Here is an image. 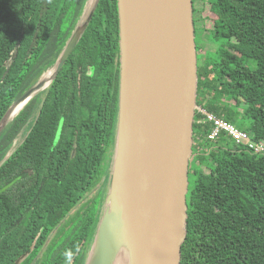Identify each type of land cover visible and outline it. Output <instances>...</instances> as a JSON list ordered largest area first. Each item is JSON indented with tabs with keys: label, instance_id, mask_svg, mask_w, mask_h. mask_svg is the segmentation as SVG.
<instances>
[{
	"label": "trees",
	"instance_id": "trees-1",
	"mask_svg": "<svg viewBox=\"0 0 264 264\" xmlns=\"http://www.w3.org/2000/svg\"><path fill=\"white\" fill-rule=\"evenodd\" d=\"M192 1L196 104L264 144V0ZM85 3L0 0V118L52 65ZM99 12L114 13L107 17L117 44V0H99L87 35ZM76 76L71 65L61 70L0 133V161L19 133L23 139L0 165V264H30L71 210L69 230L35 264L84 263L97 204L82 199L112 145L118 68L115 85L106 74L89 82ZM201 116L195 110L180 264H264V152L224 130L208 138L213 122Z\"/></svg>",
	"mask_w": 264,
	"mask_h": 264
},
{
	"label": "water",
	"instance_id": "water-1",
	"mask_svg": "<svg viewBox=\"0 0 264 264\" xmlns=\"http://www.w3.org/2000/svg\"><path fill=\"white\" fill-rule=\"evenodd\" d=\"M98 3L86 0L58 60L8 106L0 133L35 95L46 92ZM117 12L115 139L102 208L83 264H180L197 106L193 1L117 0ZM44 99L45 94L33 122ZM22 140L19 133L0 165Z\"/></svg>",
	"mask_w": 264,
	"mask_h": 264
},
{
	"label": "flooded vegetation",
	"instance_id": "flooded-vegetation-1",
	"mask_svg": "<svg viewBox=\"0 0 264 264\" xmlns=\"http://www.w3.org/2000/svg\"><path fill=\"white\" fill-rule=\"evenodd\" d=\"M113 14H114L113 12L111 14L107 13V12H99L98 15L101 16L100 20L95 21V24L91 26V28H92L91 33H89L90 35L93 34V38L88 36L89 34L87 35L89 25H90V23L93 22V20H92V22L90 20V22H89L88 26L86 27L84 33L78 39V41L75 43L74 47L71 49L70 53L68 54V56L64 60L63 64L61 65V67L57 73V75L59 74V72L61 70L65 69L68 65H71L72 68H75V72L77 73V76H76L77 79L83 78L87 82H89V80H93L94 78L102 80V78L106 77L105 76V74H106L110 78L109 81L113 85H115V74H116V69L118 68V80H117V82H118V87H119V21H118V40H117V44H116L115 36L110 34L113 32L114 24H113L112 19L107 17L110 15L113 16ZM117 16H118V12H117ZM78 22H79V17L74 21L72 29L67 34V36L62 41V43L59 45V50L57 51V55H56L52 65L58 60V58L61 55L62 51L64 50L65 46L68 44V41L70 40L71 36L73 35ZM86 36L89 38V40L86 39ZM113 50L115 51V53L112 55ZM71 59H75V62H76L75 65H73V62L71 61ZM82 69H83V72H82ZM70 73H71V71H70ZM57 75H56V78H57ZM112 90H113V88L111 89V91ZM117 110H118V92H117ZM115 130H116V127H115ZM113 136H114L113 141L111 143L112 145L109 148V151L107 152V149H108L107 148L106 152H105V155L106 154H107V156L109 155V158L112 157L111 152L113 149L115 132H114ZM103 159H104V157H103ZM104 162L105 163L103 165V169H101L102 171H99V173L96 175L97 179H101L100 180L101 184H103L105 182L104 177H106V171H105V173H103V172H104V168H106V164L108 163V158L105 159ZM93 187H94V185L86 192L82 201L83 200H89L88 197H86V195L89 191H91L93 189ZM101 193H102L101 190H99L95 193L96 194L95 196H97ZM99 199H100V197H99ZM99 199H98V201H99ZM68 214L62 219V221L47 236L45 243L41 246V248L37 252V254H39V255L36 254L37 260L40 258L42 259L43 257L46 258L48 256V255H42L40 253V251L44 247V245L48 242L50 235L52 233H54V234L48 242L47 250L45 251V253L47 251L50 253V250L52 249L51 246H52V243L54 241L55 242L61 241L63 239L65 233L67 232V230H69V222L66 220ZM61 226L65 230H63L61 228ZM54 235H57L58 237H57V239L52 240ZM32 261L30 264H32ZM33 264H35V263H33Z\"/></svg>",
	"mask_w": 264,
	"mask_h": 264
},
{
	"label": "built area",
	"instance_id": "built-area-1",
	"mask_svg": "<svg viewBox=\"0 0 264 264\" xmlns=\"http://www.w3.org/2000/svg\"><path fill=\"white\" fill-rule=\"evenodd\" d=\"M196 111H198L202 116L198 119V122L204 123L206 121L213 122V128L208 133V138L215 139L217 138L220 131H226L236 142V144L245 143L247 148L257 152H264V144L262 142H257L253 140L249 134L238 128L235 124L229 123L221 117H218L212 113L207 112L202 106L197 105Z\"/></svg>",
	"mask_w": 264,
	"mask_h": 264
},
{
	"label": "rangeland",
	"instance_id": "rangeland-1",
	"mask_svg": "<svg viewBox=\"0 0 264 264\" xmlns=\"http://www.w3.org/2000/svg\"><path fill=\"white\" fill-rule=\"evenodd\" d=\"M208 12L207 11H204V14H207ZM201 22L200 21H198L197 22V25L198 26H201ZM205 24L208 26L209 25V22H205ZM210 24H211V22H210ZM196 41H197V43H198V45L201 43V39H200V34L198 33L197 34V36H196ZM205 47H208V48H214L215 46L213 45V44H211V45H209V44H206V45H204ZM205 47H203V49L205 48ZM200 55V54H199ZM20 138H21V136H20ZM17 141H18V139H17ZM109 151V148L107 149V152ZM112 152H113V149H112ZM112 152H111V156H112ZM108 158V163L109 162H111V157L109 158V155L107 156V154L104 156V159H103V162H102V165H101V167H100V170L99 171H102L101 170V168H102V166L104 165V160L105 159H107ZM108 163L106 164L107 165V167L106 168H104V172L103 173H105V171H106V177H104L105 178V182L103 183V184H101V182H100V180L101 179H97V182L94 184V187H93V189L91 190V191H89L88 193H87V195H86V197H88V199H93L92 201H93V204H97V206H96V212H95V223H96V221H97V219H98V215H100V210H101V208H102V203H101V201H102V196H104V194H105V190H106V187H107V181H108V175H109V172H110V165H111V163L108 165ZM191 178V177H190ZM192 179V178H191ZM96 185V186H95ZM99 190H101V198H100V200L98 201V199H99V195H97V196H95L96 194V192L97 191H99ZM66 227V226H65ZM61 228L63 229V227L61 226ZM60 228V229H61ZM63 230H65V229H63ZM61 231V230H60ZM62 232V231H61ZM53 234L54 233H52L51 235H50V238L53 236ZM57 235H54V237L52 238V240H55V239H57ZM50 238H49V240H50ZM49 240H48V242H49ZM48 242L44 245V247L41 249V251H40V253L42 254V255H48V253L46 252L45 253V251L47 250V245H48ZM43 252V253H42ZM37 255H39V254H37ZM36 260H37V256L34 258V260L32 261V264L33 263H35L36 262Z\"/></svg>",
	"mask_w": 264,
	"mask_h": 264
},
{
	"label": "bare ground",
	"instance_id": "bare-ground-1",
	"mask_svg": "<svg viewBox=\"0 0 264 264\" xmlns=\"http://www.w3.org/2000/svg\"><path fill=\"white\" fill-rule=\"evenodd\" d=\"M47 75H48V74L45 75V78H47ZM22 104H23V102H21L20 104H18L16 110H17Z\"/></svg>",
	"mask_w": 264,
	"mask_h": 264
},
{
	"label": "clouds",
	"instance_id": "clouds-1",
	"mask_svg": "<svg viewBox=\"0 0 264 264\" xmlns=\"http://www.w3.org/2000/svg\"><path fill=\"white\" fill-rule=\"evenodd\" d=\"M198 105V104H197ZM196 110V109H195Z\"/></svg>",
	"mask_w": 264,
	"mask_h": 264
}]
</instances>
